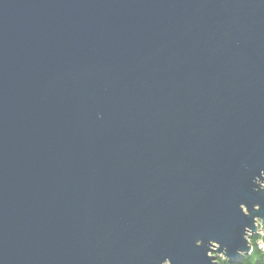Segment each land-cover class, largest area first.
I'll use <instances>...</instances> for the list:
<instances>
[{
    "label": "water",
    "instance_id": "1",
    "mask_svg": "<svg viewBox=\"0 0 264 264\" xmlns=\"http://www.w3.org/2000/svg\"><path fill=\"white\" fill-rule=\"evenodd\" d=\"M259 222L264 0H0V264H221Z\"/></svg>",
    "mask_w": 264,
    "mask_h": 264
},
{
    "label": "trees",
    "instance_id": "2",
    "mask_svg": "<svg viewBox=\"0 0 264 264\" xmlns=\"http://www.w3.org/2000/svg\"><path fill=\"white\" fill-rule=\"evenodd\" d=\"M255 237L252 239L253 242L256 239ZM218 259L221 264H264V252L258 247H254L251 254H248L239 260H229L219 256Z\"/></svg>",
    "mask_w": 264,
    "mask_h": 264
},
{
    "label": "built area",
    "instance_id": "3",
    "mask_svg": "<svg viewBox=\"0 0 264 264\" xmlns=\"http://www.w3.org/2000/svg\"><path fill=\"white\" fill-rule=\"evenodd\" d=\"M254 237L256 239L254 241V244H252V251L254 250V247H258L264 252V223L262 222L258 223V228L256 231V235H254Z\"/></svg>",
    "mask_w": 264,
    "mask_h": 264
},
{
    "label": "rangeland",
    "instance_id": "4",
    "mask_svg": "<svg viewBox=\"0 0 264 264\" xmlns=\"http://www.w3.org/2000/svg\"><path fill=\"white\" fill-rule=\"evenodd\" d=\"M253 235H256V233L255 234H253ZM253 237L254 236H252L250 239H251V242H252V244H254V242L252 241V239H253ZM214 253V252H213ZM252 253V252H251ZM219 257H223L224 258V256L223 255H220Z\"/></svg>",
    "mask_w": 264,
    "mask_h": 264
}]
</instances>
